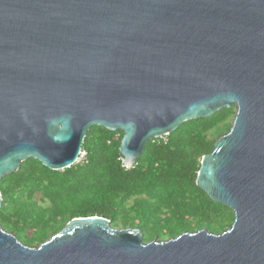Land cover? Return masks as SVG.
<instances>
[{
    "label": "water",
    "instance_id": "1",
    "mask_svg": "<svg viewBox=\"0 0 264 264\" xmlns=\"http://www.w3.org/2000/svg\"><path fill=\"white\" fill-rule=\"evenodd\" d=\"M232 107L196 178L228 229L143 242L91 216L29 247L0 226V264H264V0H0V181L29 159L70 168L94 126L123 133L131 168Z\"/></svg>",
    "mask_w": 264,
    "mask_h": 264
},
{
    "label": "trees",
    "instance_id": "2",
    "mask_svg": "<svg viewBox=\"0 0 264 264\" xmlns=\"http://www.w3.org/2000/svg\"><path fill=\"white\" fill-rule=\"evenodd\" d=\"M234 115L232 107L182 123L149 141L131 168L119 153L123 133L94 126L82 143L84 159L70 168L51 171L29 159L2 178L0 226L36 246L72 219L91 216L105 218L113 228H136L143 242L204 228L221 233L232 225L233 212L214 203L196 178L202 158L228 133Z\"/></svg>",
    "mask_w": 264,
    "mask_h": 264
},
{
    "label": "rangeland",
    "instance_id": "3",
    "mask_svg": "<svg viewBox=\"0 0 264 264\" xmlns=\"http://www.w3.org/2000/svg\"><path fill=\"white\" fill-rule=\"evenodd\" d=\"M234 111H235V107H234ZM235 116V115H234ZM232 120H233V118H232ZM232 120H231V122H232ZM112 227V226H111ZM121 227L120 226H118V228H116V229H120ZM214 228V230L216 229V228H218L219 229V227H218V225L216 226H213L212 225V228L211 229H213ZM205 229V228H204ZM8 232V231H7ZM209 232H211V233H213L212 231H209ZM213 234H216V233H213ZM21 239L23 240V242L27 245V246H29V247H34V246H36V245H34V243H32V242H30V241H28V240H26V238H24L23 236H21ZM167 239V238H166ZM166 239H163V240H166ZM28 242V243H27Z\"/></svg>",
    "mask_w": 264,
    "mask_h": 264
},
{
    "label": "built area",
    "instance_id": "4",
    "mask_svg": "<svg viewBox=\"0 0 264 264\" xmlns=\"http://www.w3.org/2000/svg\"><path fill=\"white\" fill-rule=\"evenodd\" d=\"M84 156H85V153L84 152H81L80 157H79V161L83 160L84 159Z\"/></svg>",
    "mask_w": 264,
    "mask_h": 264
}]
</instances>
